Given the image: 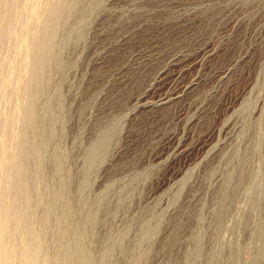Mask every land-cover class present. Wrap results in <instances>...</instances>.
<instances>
[{
	"label": "rangeland",
	"instance_id": "1",
	"mask_svg": "<svg viewBox=\"0 0 264 264\" xmlns=\"http://www.w3.org/2000/svg\"><path fill=\"white\" fill-rule=\"evenodd\" d=\"M34 1L11 0L1 13L14 19L9 27L0 21V52L13 44L2 54L9 65L1 83L19 59L20 30L44 6ZM82 3L87 21L65 46L59 33L61 65L53 64L40 103L58 97L46 155H62L76 219L96 212L88 228L92 263L252 264L264 239V230L254 237L264 220V189L247 192L253 182L264 184V0ZM103 133L109 145L88 171V151ZM51 166L42 171L47 186L55 178ZM258 173L261 179L253 177ZM44 212L40 205L39 219ZM49 228L53 247L56 219Z\"/></svg>",
	"mask_w": 264,
	"mask_h": 264
},
{
	"label": "bare ground",
	"instance_id": "2",
	"mask_svg": "<svg viewBox=\"0 0 264 264\" xmlns=\"http://www.w3.org/2000/svg\"><path fill=\"white\" fill-rule=\"evenodd\" d=\"M10 1L2 0L0 21L5 18L1 17V13L6 8L9 9L7 4ZM83 1L45 0L41 9H34L32 19L20 30L21 38L16 41L17 45L15 44L19 59H14L15 62L9 67L11 69H8L7 80L2 83L0 80L1 96L5 98L4 105L0 107V134L3 137V142L0 143V264H93L94 259L88 243V228L94 223L96 212L89 210L76 219L70 200L69 181L62 177V155L52 159H48L49 156L46 155L54 139L50 126L56 120L54 111L58 97L50 95L45 103H40L50 85L53 64L57 67L61 65L62 58L58 49L55 50L59 33H63L65 46L81 34L87 21L88 6L82 3ZM77 13L79 16L75 25L66 29L68 21ZM12 14L3 20L7 21L8 27L14 21ZM17 33L16 36L19 34ZM11 43L12 41H7L0 52V78L4 72L8 74V71H4L7 58L2 57V54L9 51L13 46ZM21 69L26 71L24 75L20 73ZM12 83V87H9ZM109 142L110 135L103 133L90 148L87 155L88 171L102 161ZM35 156L38 161L37 168L33 167L36 168L33 172L31 162ZM48 162L53 164L51 167L55 170L52 186H47L42 177V171ZM255 176L261 179L262 175L258 173L253 177ZM88 183L89 175L81 183V191L85 190ZM263 189L264 184L260 180L253 182L247 192H262ZM106 197L107 193L100 195L99 203H103ZM40 205L45 206V212L39 219ZM54 219L58 222L60 232L53 237L55 245L51 247L49 238L52 235L49 225ZM257 229L254 237L262 239L264 220L258 221ZM119 243V239L112 241L104 257ZM228 246L233 251V240ZM260 250L259 256L251 261L252 264L263 263L264 239L260 243ZM236 254L234 252L232 255L233 261ZM209 259L216 263L219 254L213 252Z\"/></svg>",
	"mask_w": 264,
	"mask_h": 264
}]
</instances>
